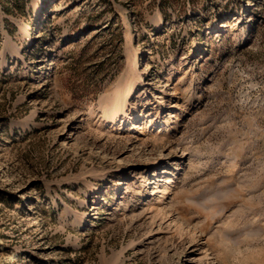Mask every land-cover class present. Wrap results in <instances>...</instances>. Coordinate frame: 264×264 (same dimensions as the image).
<instances>
[{"label": "rangeland", "instance_id": "rangeland-1", "mask_svg": "<svg viewBox=\"0 0 264 264\" xmlns=\"http://www.w3.org/2000/svg\"><path fill=\"white\" fill-rule=\"evenodd\" d=\"M0 264H264V0H0Z\"/></svg>", "mask_w": 264, "mask_h": 264}, {"label": "bare ground", "instance_id": "bare-ground-1", "mask_svg": "<svg viewBox=\"0 0 264 264\" xmlns=\"http://www.w3.org/2000/svg\"><path fill=\"white\" fill-rule=\"evenodd\" d=\"M128 36H129L130 39L132 38V36H130V34H128ZM141 55H142V52H137V53L133 54V55L131 56V58H130L131 63L134 65L136 62L139 61L138 64H139V66H140V64H141ZM132 64H131V65H132ZM133 68H134V67H133ZM141 83H143V79H142V77L140 78V82H138V83L135 85V87H137V85H140ZM135 87L133 88V90L135 89ZM131 95H132V92H130V93H128V94L126 95V101L128 100V98L131 97ZM118 105H119V104L117 103L116 100L111 101V102L109 103V111H110V112H114V111L116 110V108L118 107ZM162 118H163V117H162ZM163 121H164V120H163ZM161 122H162V121H161ZM89 217H91V214H86L85 217H82V219H80V221H78V222L76 223V226L79 227L80 229L83 228L84 226H86V225L88 224L87 219H88Z\"/></svg>", "mask_w": 264, "mask_h": 264}]
</instances>
